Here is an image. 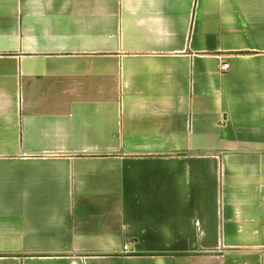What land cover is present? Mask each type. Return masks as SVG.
Masks as SVG:
<instances>
[{
	"label": "crops",
	"instance_id": "obj_1",
	"mask_svg": "<svg viewBox=\"0 0 264 264\" xmlns=\"http://www.w3.org/2000/svg\"><path fill=\"white\" fill-rule=\"evenodd\" d=\"M0 264H264V0H0Z\"/></svg>",
	"mask_w": 264,
	"mask_h": 264
},
{
	"label": "built area",
	"instance_id": "obj_2",
	"mask_svg": "<svg viewBox=\"0 0 264 264\" xmlns=\"http://www.w3.org/2000/svg\"><path fill=\"white\" fill-rule=\"evenodd\" d=\"M221 69L224 70V71H226L228 69V64L227 63H223L221 65ZM123 248L126 249V246H124Z\"/></svg>",
	"mask_w": 264,
	"mask_h": 264
}]
</instances>
